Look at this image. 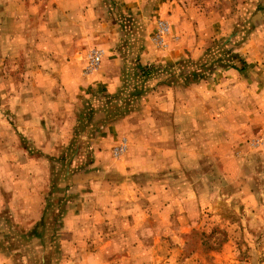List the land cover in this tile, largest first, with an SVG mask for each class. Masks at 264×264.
Returning <instances> with one entry per match:
<instances>
[{"label":"rangeland","instance_id":"1","mask_svg":"<svg viewBox=\"0 0 264 264\" xmlns=\"http://www.w3.org/2000/svg\"><path fill=\"white\" fill-rule=\"evenodd\" d=\"M65 2L72 40L99 33L74 62L89 75V55L123 54V90L84 89L45 113L58 91L35 75L43 61L0 65V252L13 264H264V0ZM48 116L66 146L38 145ZM129 116L156 118L159 133Z\"/></svg>","mask_w":264,"mask_h":264},{"label":"crops","instance_id":"2","mask_svg":"<svg viewBox=\"0 0 264 264\" xmlns=\"http://www.w3.org/2000/svg\"><path fill=\"white\" fill-rule=\"evenodd\" d=\"M66 6L65 0H0V65L4 66V63L9 60L18 64L17 62L23 58L34 64L36 60L43 61L40 64L41 67L35 71V75H41L44 80L49 81L50 92L58 91L45 105V113L55 112L58 109L61 111L66 108L69 100L79 96L84 89L94 92L118 93L123 90L124 85L122 75L126 59L123 54H106L98 68L89 75H84L82 67L80 69L78 63L74 62L79 51L83 52L85 48L88 49L95 42L99 43V39H97L99 33L96 32V36L86 33L80 39L72 40L67 32ZM105 43L111 46L115 45L111 39H106ZM148 57L145 56V59ZM148 61L152 62L153 59L150 58ZM148 61L145 62L141 59V64L147 65ZM28 68H30V64ZM148 83L149 81L146 84L148 85ZM149 86L152 85L149 83ZM143 100V107L148 108L150 106L147 102L148 99ZM50 117L45 119L47 124H50V130L36 134L31 131V126H27L26 134H36L33 136L43 149L51 147V143L46 142V136L53 138L52 140L60 138V141L66 146L71 138L70 133L58 126L62 123L61 119L54 117L51 119ZM35 120L37 124H42V119L36 118ZM133 120L154 123L156 132L159 133V122L156 121V118L129 116L124 118L123 122L128 124ZM123 122L120 121L121 125L125 127ZM28 125H30L29 122ZM110 127L111 125L107 124L105 129L107 141H111L113 138V134H110L109 131L114 132V130H110ZM54 128H58L59 131H54ZM23 134L25 135V131ZM18 137V133H13L12 140H17ZM100 141L103 142L104 139L101 138ZM101 142L98 141L96 144L97 148L93 153L95 157H105V154L108 153L105 150L108 147H105ZM54 145L60 146L56 143ZM98 148H102V151L100 152ZM105 160L108 159L103 158V165L108 164L104 162ZM15 162L18 165L17 170H19L20 161L15 160ZM15 184H17L16 188H20V183ZM24 184L23 187H30L33 183L27 181ZM17 194L15 199H19V202L22 201L24 198L21 197L23 196H20V192ZM0 264H13V261L0 252Z\"/></svg>","mask_w":264,"mask_h":264},{"label":"built area","instance_id":"3","mask_svg":"<svg viewBox=\"0 0 264 264\" xmlns=\"http://www.w3.org/2000/svg\"><path fill=\"white\" fill-rule=\"evenodd\" d=\"M99 64H100V56L96 54H91L88 56L87 68L89 71L96 69Z\"/></svg>","mask_w":264,"mask_h":264}]
</instances>
